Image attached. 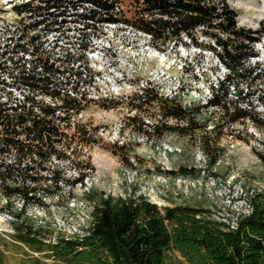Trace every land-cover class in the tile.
<instances>
[{
	"label": "rangeland",
	"instance_id": "obj_1",
	"mask_svg": "<svg viewBox=\"0 0 264 264\" xmlns=\"http://www.w3.org/2000/svg\"><path fill=\"white\" fill-rule=\"evenodd\" d=\"M117 1L121 22L97 26L91 31V47L84 52L97 75L88 80H94L99 92L117 98L87 102L76 116L86 125L89 142L76 146L72 161L58 158L46 163L47 170H61L69 181L57 191L43 172L37 199L24 205L29 224L54 235L82 233L89 225L91 201L84 193L90 190L114 196L144 195L160 206L203 208L221 219L242 214L245 203L264 191V0H213L233 9L241 28L261 31L255 34L260 37L255 42L256 54L244 63L246 69H257L246 81L252 87L248 91L244 81L232 76L231 84L226 81L228 69L205 46L184 38L185 44L171 40L159 48L125 22L136 12L137 0ZM18 2L23 0H0L1 46L17 37L14 30L19 21H30L13 11ZM67 26L59 36L56 32L45 35L40 28L38 41L53 57L67 49L79 53L80 26L72 22ZM194 36L213 45L199 30ZM221 37L225 39V33ZM148 84L155 86L159 96H175L191 106L189 115L161 120L158 102L137 104L134 94ZM234 84L246 95L236 97ZM211 99L212 105L208 104ZM237 106L246 116L239 118L233 111ZM79 177L90 183L88 190L84 182H74ZM4 198L0 193V238L9 240L15 213L23 203L16 195L7 206ZM9 262L14 264L13 259Z\"/></svg>",
	"mask_w": 264,
	"mask_h": 264
},
{
	"label": "trees",
	"instance_id": "obj_2",
	"mask_svg": "<svg viewBox=\"0 0 264 264\" xmlns=\"http://www.w3.org/2000/svg\"><path fill=\"white\" fill-rule=\"evenodd\" d=\"M12 9L30 21H19L17 37L9 38L12 48L2 51L0 56L16 60L11 76L16 88H23L28 94L25 102L20 103L25 108L20 115L25 124L17 128L18 121L6 117L0 128V193L5 196L7 206L16 195L21 196L23 204L15 213L9 240L0 238V264H10L9 259L14 264H264V191L248 200L252 209L239 216L236 228H230L227 220L215 217L207 209L160 206L144 195L114 196L94 190L84 193L91 201V210L89 225L82 233L54 235L29 224L24 205L37 199L43 172L48 173V182L52 180L50 186L57 191L69 181L61 170H47L46 163L58 158L72 161L76 146L89 142L86 125L70 121L72 114L85 106L62 91L66 85L82 81L81 72L71 65L76 57L66 48V60L52 58L53 53L44 51L43 43L38 41L42 37L38 34L40 28L45 35L56 32L59 36L70 22L78 24L82 26L79 29L82 37L81 44L76 43L77 48L85 50L91 31L100 23L120 21L121 10L117 0H23ZM135 9L125 22L159 48L171 40L174 44L183 42L184 38L193 45L205 46L228 69L229 84L231 76L247 83L257 73L256 66L246 69L244 63L256 54L255 42L260 37L255 34L261 31L238 26L236 13L226 2L137 0ZM195 30L210 37L213 45L199 41L194 36ZM223 33L225 39L221 37ZM64 70L71 73L63 77L59 71ZM232 86L238 88L235 94L239 98L251 87L247 83L245 92L238 85ZM34 95L58 98L61 104L36 102ZM134 95L140 105L158 102L163 111L161 120L166 116L177 120L180 114L189 115L191 106L183 105L175 96L163 98L151 87ZM29 102L40 104V113L26 109ZM213 103L211 99L208 104ZM59 109L64 116L57 113ZM233 111L239 118L247 114L238 106ZM74 182L82 184L84 178ZM172 253L178 257H172Z\"/></svg>",
	"mask_w": 264,
	"mask_h": 264
},
{
	"label": "built area",
	"instance_id": "obj_3",
	"mask_svg": "<svg viewBox=\"0 0 264 264\" xmlns=\"http://www.w3.org/2000/svg\"><path fill=\"white\" fill-rule=\"evenodd\" d=\"M121 21H117L116 23H120ZM116 23H107V24H116ZM102 24V23H100ZM106 24V23H105ZM82 27V26H80ZM14 31H18V30H14ZM18 33V32H17ZM77 43L81 44L80 41H78L76 39ZM90 39L88 42V46L86 47L85 50H79L78 54L74 55L72 53L73 56H75V61L74 63H72L71 65L73 66L74 64V69H77L78 71L81 72L82 75V81L79 83H72L70 85H66L65 89H62L63 93H65L66 95H68L69 97H73L75 98L78 102L81 103V105L84 107L85 104H87V102H93V103H100L101 101H103V99L107 100V98H117V96H111L109 93H107L106 91H102L99 92L97 90V87L94 86V84L92 83V81L88 80L91 78V76H97L96 74H93V72L91 71L90 67H89V63H88V59L87 56H85L84 52L86 53V51L89 50V48L91 47L90 44ZM9 44L13 45V42H11V39L9 40ZM9 44L4 45V43L0 44V53L2 51H7L10 48H12ZM77 45V44H76ZM43 49V48H42ZM65 54L62 55H55V57H53V55L51 56L52 58L59 57L61 58V60H66L67 58L64 56ZM24 58H29L27 56H25ZM16 60H14V58L12 57H3L0 56V72H3L4 74L0 75V128H3L5 122H6V117H12L16 122L18 121V123H16V127L19 128L20 126H23L25 123L23 121H21L20 119V115L22 112V109H25L23 106H20V103L25 102L26 100V96L28 94L27 90H24L23 88L19 89L16 88L15 84H14V78L13 76H11L12 74L10 72H12V70L14 71L13 67L14 65H16ZM60 75L67 76L69 75L71 72L69 71H59ZM10 79V80H9ZM60 79H62V77H60ZM8 80V81H6ZM131 87V86H129ZM154 88L155 86L148 84L147 86H144L143 88ZM14 91H17L16 94L14 93ZM141 91V90H140ZM159 94V91L156 90ZM126 92V91H125ZM109 94V96H108ZM119 94V93H118ZM169 97V95H167ZM120 97V96H119ZM171 97V96H170ZM34 100L36 102H39L41 100H43L45 103L51 105V106H57L60 105V100L54 99L52 100L50 97L47 96H42V95H34ZM32 108L34 112L40 113V104H34V103H26V109ZM81 110H79L78 112H74L70 118V121L73 123L74 121H79L77 119V115L81 114ZM57 113H59L60 115L64 116L63 111L57 110ZM29 124V122H27ZM63 125L64 123L61 122V127L63 129ZM165 157V156H164ZM86 184L85 188L88 190V187H90V183H88L87 181L84 182ZM246 210L243 212L244 214H248L250 213L252 206L249 202H246ZM240 213H237L236 215H233V217H230L228 219H224L227 220V222L230 223L229 227L230 228H236L237 227V223H238V218L240 215H243Z\"/></svg>",
	"mask_w": 264,
	"mask_h": 264
}]
</instances>
